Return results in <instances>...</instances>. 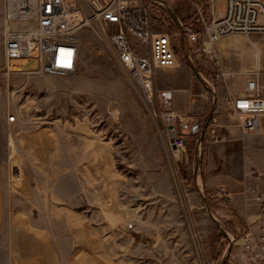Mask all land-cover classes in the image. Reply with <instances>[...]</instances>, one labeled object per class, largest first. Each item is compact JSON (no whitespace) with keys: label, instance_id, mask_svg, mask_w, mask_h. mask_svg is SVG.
I'll use <instances>...</instances> for the list:
<instances>
[{"label":"rangeland","instance_id":"374dc122","mask_svg":"<svg viewBox=\"0 0 264 264\" xmlns=\"http://www.w3.org/2000/svg\"><path fill=\"white\" fill-rule=\"evenodd\" d=\"M163 2L154 29L171 34L181 61L159 71L155 87L158 107L177 116L171 129L186 140L179 153L91 31L72 76L8 71L23 61L7 65L0 0V264H241L243 226L218 212L229 211L225 198L204 188L202 153L225 88L208 57L183 46L180 25L200 30L225 0ZM236 36L246 50L247 36Z\"/></svg>","mask_w":264,"mask_h":264},{"label":"built area","instance_id":"2783aa9c","mask_svg":"<svg viewBox=\"0 0 264 264\" xmlns=\"http://www.w3.org/2000/svg\"><path fill=\"white\" fill-rule=\"evenodd\" d=\"M157 5H164L163 0H4L7 65L13 60L23 61L18 68L7 69L72 76L78 68L83 33L91 31L111 48L115 62L167 135V147L183 152L185 138L171 129L177 116L158 107L155 87L158 72L177 68L181 59L179 45L171 34L154 29ZM180 25L188 51L206 55L210 66L217 68L216 77L222 79L224 70L215 46L231 34H264V0H225V10L212 21L203 22L200 30L191 24L180 22ZM188 58L191 60L189 55ZM250 75L239 95L225 98L244 133L254 132L258 118L264 115V70L256 68ZM15 119L10 116L8 121ZM217 127L214 116L209 122L212 139L226 140L227 136L219 134ZM11 178H22L19 165L11 167ZM220 192L222 197L229 196L224 187ZM256 199L262 200V196L256 195ZM239 258L241 264H264V234L256 236L248 226L243 231Z\"/></svg>","mask_w":264,"mask_h":264},{"label":"crops","instance_id":"0c3cea01","mask_svg":"<svg viewBox=\"0 0 264 264\" xmlns=\"http://www.w3.org/2000/svg\"><path fill=\"white\" fill-rule=\"evenodd\" d=\"M247 38L249 46L246 50L239 47L236 34L224 37L215 46L224 70V78L220 79L225 88L222 92H226L218 94V98L222 96L224 102L230 94L239 95L238 90H232L233 82L244 86L247 78L252 76L250 72L256 68L264 70V36L254 40L251 36ZM186 90L192 91L188 87ZM221 106L224 111L216 117L217 130L227 139L210 141L205 150L204 188L215 201H221L225 197L220 188L224 187L229 192L225 198L229 211L220 208L218 212L234 219L239 229L243 226L245 230L249 226L258 236L264 234V219H261L264 208V115L258 118L254 132L244 133L239 118L232 114L226 102ZM218 110L219 106L215 113ZM256 195H261L262 200H257Z\"/></svg>","mask_w":264,"mask_h":264},{"label":"water","instance_id":"95a60500","mask_svg":"<svg viewBox=\"0 0 264 264\" xmlns=\"http://www.w3.org/2000/svg\"><path fill=\"white\" fill-rule=\"evenodd\" d=\"M171 14H172V16H173L174 18H177V17L175 16V14H174L172 11H171ZM181 40H182V44L184 45V44H185L184 39L181 38ZM214 103H215V102H214ZM214 107H215V104H214L213 108H214ZM172 128H173V127H172ZM196 164H197V163H196ZM206 208H207L208 213H209L210 216L212 217V219L215 221V223H216L218 226H220V224H219L217 218L215 217V215L213 214V212L211 211V209H210L209 207H207V206H206Z\"/></svg>","mask_w":264,"mask_h":264},{"label":"trees","instance_id":"16d2710c","mask_svg":"<svg viewBox=\"0 0 264 264\" xmlns=\"http://www.w3.org/2000/svg\"><path fill=\"white\" fill-rule=\"evenodd\" d=\"M205 150H206V149L203 150V153H202V154H205Z\"/></svg>","mask_w":264,"mask_h":264}]
</instances>
